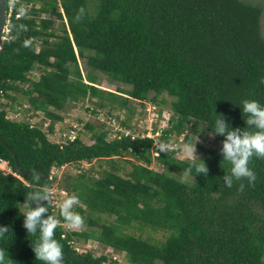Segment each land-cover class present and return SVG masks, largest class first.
<instances>
[{"label":"trees","instance_id":"16d2710c","mask_svg":"<svg viewBox=\"0 0 264 264\" xmlns=\"http://www.w3.org/2000/svg\"><path fill=\"white\" fill-rule=\"evenodd\" d=\"M13 4L10 32L0 49V139L11 148L0 143V159L12 170L7 173L0 167V226L8 229L0 237V264H43L31 245L38 235L27 233L23 214L30 208L29 195L44 188L51 193L46 207L58 220L54 236L63 246L64 264H121L107 254L79 253L75 243L89 240L125 252L130 264H264V158L250 159L253 182L244 178L226 187L222 178L230 164L220 153L224 138L213 133L216 114H222L230 128H243L247 116L242 101L264 104L260 83L264 2L14 0ZM98 72L129 90L100 87ZM163 94L172 98L173 114L158 140L134 135L126 119L121 124L133 133L118 131L114 139L107 124L97 119L85 124L91 144L80 135L67 142L49 138L63 120L61 112L71 111L80 101L96 104L87 107L95 116L105 108L110 114L118 108L132 111V101L159 103ZM25 101L30 120L10 118L8 108L15 110ZM41 113L45 120L51 119L47 130L41 121L31 122ZM191 123L202 125L198 134L211 133L219 144L197 145L203 152L198 159L208 169L203 176L194 167L186 176L185 171L200 162L178 158L177 149L169 145L173 134L172 143L184 134V142L193 145L194 137L186 133ZM161 142L169 147L165 153L156 148L155 160L163 167L158 171L151 165L155 144ZM12 151L22 169L43 168L47 179L36 180L43 175L39 171L21 173ZM117 157L132 158V169L121 173ZM104 159L110 169L97 176L89 171L61 178L64 191L79 197L74 210L85 227L66 229L51 192L57 180L53 167Z\"/></svg>","mask_w":264,"mask_h":264},{"label":"rangeland","instance_id":"374dc122","mask_svg":"<svg viewBox=\"0 0 264 264\" xmlns=\"http://www.w3.org/2000/svg\"><path fill=\"white\" fill-rule=\"evenodd\" d=\"M263 1L264 0H260ZM262 31L264 34V14L262 16ZM82 72L84 74H87L88 68L85 64L82 63L81 65ZM35 77H38V73H34ZM98 75V83L100 84V87L109 89L112 91H116L118 87H123L125 91L129 90L128 86L122 85L121 83L117 82H110L107 78V76L103 75L102 73H97ZM153 94H151L152 96ZM24 99V98H23ZM161 99H165L166 103H161ZM22 102V99H20ZM24 101V100H23ZM159 103H154L152 101H146L144 104L141 102L132 101L131 104L135 106V109L132 111H127L126 109H114L111 110V114L109 113L110 110L108 108H105L104 110H101L98 115H93L89 110H87V107H94L96 104L92 102H85L82 103L80 101L76 108H73L71 112H68L66 114L65 120L63 123H57L55 126V132L49 133V138L53 141H58L59 137L61 136V133L65 131V129H69L70 127H75L78 135L82 137V140L87 143L91 144L93 143L92 138L90 137V134H88L85 131V124L89 121H92L93 119H97L99 121H103L107 124V129L111 131L110 139H114L117 137V132L122 131L126 134L133 133L132 128H128L123 126L121 122L126 119L128 121V124L130 127H133V131H135L133 134L138 135L141 134L142 136H149L153 137L155 140H158L157 138L162 134V130L169 127L170 123L169 120L173 114V111L171 110V102L172 98L168 97L167 94L161 95V97L158 98ZM7 100H3V103H5ZM27 102L25 101V106L22 104V107H19V105H16V109L13 110V108H8V115L9 117L17 120H27L30 118V112L25 111L24 109L27 108ZM159 110H162L161 114H159ZM128 114V115H127ZM30 120V119H29ZM32 123L40 121V118H32ZM49 121V120H48ZM47 123H44V127H46ZM157 128V132H153L152 130L154 128ZM193 127V128H192ZM202 125L200 126H194L192 123L189 125V130L186 132L189 135L194 137V144H195V155L197 158L201 157L203 155V152L200 151L197 147L198 144H202L205 146H211V145H219L217 142L214 141L211 133L208 132H202L201 134H198L197 132L201 129ZM63 128V129H62ZM192 128V129H191ZM176 138L175 134H173V139L171 140V143L169 144L171 147H175L177 149V157L180 159H194L195 157L188 156V151L190 146L192 144L184 142V134L179 138V141L177 144L172 143L174 139ZM193 144V145H194ZM155 148L153 150V163L151 165L152 168L163 171V167L159 165L155 157L158 155V152L156 148L158 147L157 144H155ZM174 148V149H175ZM117 162L120 164V171L121 173H125L124 171H130L132 169V163L130 161H133L132 158H115ZM130 159V160H129ZM7 166V165H6ZM110 162L108 159L104 160H94L91 163H88L86 161H83L80 165L75 164H68L61 168H55L53 167V175L57 176V180L54 184V186L51 188V192L54 198V203L57 208H59V204L62 202L63 199L69 195L68 192L64 191L63 185L64 183L61 182L66 174L70 175H78L82 172H89L95 176L98 175L99 171H102L104 169H110ZM124 170V171H123ZM64 226L68 230H82L83 226L80 227H72L68 223H64ZM141 233L140 231H138ZM157 237L162 238V233L156 234ZM75 247L79 253H87L89 251L93 252V255L100 256L101 254H107L110 259H115L121 264H130L128 262V259L126 257L125 252H119L115 251L111 247H105L99 242L89 240L87 243H75ZM107 264H110V261L107 262Z\"/></svg>","mask_w":264,"mask_h":264},{"label":"clouds","instance_id":"9594fccd","mask_svg":"<svg viewBox=\"0 0 264 264\" xmlns=\"http://www.w3.org/2000/svg\"><path fill=\"white\" fill-rule=\"evenodd\" d=\"M8 9L7 5V16ZM24 43L27 45L29 42L25 41ZM260 83L264 84V79H261ZM73 108H76V106ZM242 108L244 114L247 116V119L244 120L246 126L243 128H230L229 124L226 122V118L222 114H216L217 119L214 121L213 133L224 138L220 148L222 160L230 164L229 172L225 173L222 178L226 187H231L234 180H242L244 178H246L249 183L253 182L255 180V173L249 167L250 159L253 156L264 158V104H261L255 99H245L242 101ZM67 113L66 111L61 112L63 120H59L57 123H63ZM33 118H40L43 126L44 123H47L46 127H44V129L47 130L51 122L50 118L45 120L43 113ZM72 130H74L75 133L72 132ZM72 135H76V137L71 138ZM77 137H79V135L75 127H70L61 133L57 142L74 141ZM168 147L166 143L161 142L159 150L165 153ZM187 154L190 157H195V160L200 163H194L192 167H189L185 171V175H190L193 167L197 175H206L208 171L207 166L195 155V144L190 146ZM0 162V167L2 169L7 173H12L11 167H9L4 160L0 159ZM13 174L16 175V173ZM35 179L38 180L39 177ZM241 187H243V185H241ZM28 200L30 202V208L29 211L23 214V226L26 228L27 233L38 235L36 242L31 244L35 258L43 261V264H64L63 257L65 252L63 251V246L54 236L58 220L55 216L48 214V208L46 207L51 201L50 191L47 188H44L40 192L34 191L29 195ZM32 202L35 203V207L32 206ZM42 202H46V204ZM79 202V197L77 195L69 194L59 204L60 215L63 217L64 222L74 228L80 227L84 223L83 217L74 210V207L78 205ZM7 231L8 229L6 227L0 226V237L5 235Z\"/></svg>","mask_w":264,"mask_h":264},{"label":"water","instance_id":"95a60500","mask_svg":"<svg viewBox=\"0 0 264 264\" xmlns=\"http://www.w3.org/2000/svg\"><path fill=\"white\" fill-rule=\"evenodd\" d=\"M7 5H8V0H0V49H1L2 44H3L4 31H5V28H6V25H7V21H8ZM0 143H4L9 149H11L10 146L5 142L4 139H0ZM13 155L15 157L18 170L21 173L27 174L29 172L39 171V172L43 173V175L42 176H37V177H39V179H47L48 173H46L43 168H36V169H32V170H24V169L21 168V166H20V164H19L14 152H13ZM32 185H33V182H32Z\"/></svg>","mask_w":264,"mask_h":264},{"label":"built area","instance_id":"2783aa9c","mask_svg":"<svg viewBox=\"0 0 264 264\" xmlns=\"http://www.w3.org/2000/svg\"><path fill=\"white\" fill-rule=\"evenodd\" d=\"M13 2H14V0H11V5H10V7H9V9H8V21H7V25H6L5 31H4L3 41H5V40L8 38V34H9V32H10V28H9L10 17H11V15H12L13 12H14V4H13ZM72 132L75 133L74 130H72ZM64 135H66V134H64ZM74 137H76V135H72V136H71V138H74ZM157 145H158V144H157ZM158 147H159V145H158ZM158 147H157V148H158ZM0 164H1V162H0Z\"/></svg>","mask_w":264,"mask_h":264}]
</instances>
